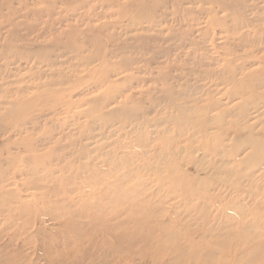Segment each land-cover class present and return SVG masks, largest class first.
<instances>
[{
  "label": "rangeland",
  "instance_id": "374dc122",
  "mask_svg": "<svg viewBox=\"0 0 264 264\" xmlns=\"http://www.w3.org/2000/svg\"><path fill=\"white\" fill-rule=\"evenodd\" d=\"M0 264H264V0H0Z\"/></svg>",
  "mask_w": 264,
  "mask_h": 264
}]
</instances>
